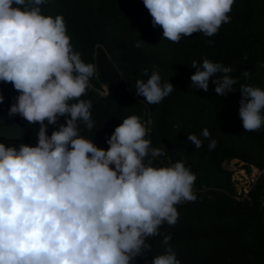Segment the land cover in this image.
I'll use <instances>...</instances> for the list:
<instances>
[{
	"label": "clouds",
	"instance_id": "9594fccd",
	"mask_svg": "<svg viewBox=\"0 0 264 264\" xmlns=\"http://www.w3.org/2000/svg\"><path fill=\"white\" fill-rule=\"evenodd\" d=\"M47 2L0 0V82L12 84L19 93L9 115L39 125L36 146L0 143V264H135L137 257L151 251L149 237L159 235L165 222L176 224L175 206L197 199L196 176L182 160L153 166L165 152L150 146L145 139L150 128L138 116L115 127L107 150L80 134L81 123L87 130L95 125L91 101L80 98L98 73L74 51L63 17L42 14L40 6ZM233 3L143 0L153 28L159 26L165 39L177 43L193 33L216 34L230 22ZM191 67L196 88L207 92L211 80L216 95L235 92L238 78L231 75V66L204 59ZM242 75L251 78L247 71ZM135 89L148 104H158L174 86L162 83L153 71L147 81L138 79ZM239 93L244 131L261 129L264 90L240 85ZM60 117L65 118L62 124ZM50 125L57 126L51 136ZM201 136L187 139L197 149L209 140L213 151L217 142L207 128ZM170 240L165 236L163 243ZM151 264L181 262L169 248Z\"/></svg>",
	"mask_w": 264,
	"mask_h": 264
},
{
	"label": "trees",
	"instance_id": "16d2710c",
	"mask_svg": "<svg viewBox=\"0 0 264 264\" xmlns=\"http://www.w3.org/2000/svg\"><path fill=\"white\" fill-rule=\"evenodd\" d=\"M40 7L45 16L63 17L74 51L98 73L80 98L91 101L95 125L87 130L81 123L80 134L107 150V139L125 118L134 115L143 122L149 115L150 134L145 139L165 152L153 166L168 167L182 160L196 176L197 199L175 206L176 224L165 222L159 235L149 237L151 251L137 257L135 264H151L169 248L181 264H264V126L244 131L239 117L240 85L264 90V0H234L230 22L216 34L193 33L178 43L165 39L159 26L153 28L143 0H48ZM139 41L143 44L137 47ZM204 59L234 69L235 92L220 97L211 80L207 92L191 83L192 62ZM153 71L162 83L174 86L158 104L135 94L136 81H147ZM245 71L250 79L243 77ZM0 95L4 97L0 143L36 146L39 125L9 115L19 93L12 84L0 82ZM64 120L60 117L59 123ZM205 128L217 142L213 151L208 149L209 140L197 149L187 139L189 135L203 139ZM54 130L57 126L50 125L47 135ZM233 159L242 161L248 172L252 167L261 171L244 196H239L233 171L226 165ZM165 236H171L167 245Z\"/></svg>",
	"mask_w": 264,
	"mask_h": 264
},
{
	"label": "rangeland",
	"instance_id": "374dc122",
	"mask_svg": "<svg viewBox=\"0 0 264 264\" xmlns=\"http://www.w3.org/2000/svg\"><path fill=\"white\" fill-rule=\"evenodd\" d=\"M102 93L106 94L107 92L103 91ZM243 164L244 163L238 159H233L226 163L227 167L233 171V180L236 183L239 196H244L249 192L257 177L261 173V171L255 167H252L251 171L248 172L244 167H242Z\"/></svg>",
	"mask_w": 264,
	"mask_h": 264
},
{
	"label": "built area",
	"instance_id": "2783aa9c",
	"mask_svg": "<svg viewBox=\"0 0 264 264\" xmlns=\"http://www.w3.org/2000/svg\"><path fill=\"white\" fill-rule=\"evenodd\" d=\"M150 122H151V118H150V116L148 115V116H146V118L143 120L142 123H145V124L149 127Z\"/></svg>",
	"mask_w": 264,
	"mask_h": 264
}]
</instances>
